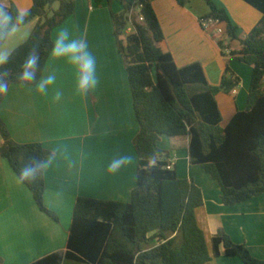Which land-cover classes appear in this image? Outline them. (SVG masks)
Returning a JSON list of instances; mask_svg holds the SVG:
<instances>
[{
	"label": "trees",
	"instance_id": "obj_1",
	"mask_svg": "<svg viewBox=\"0 0 264 264\" xmlns=\"http://www.w3.org/2000/svg\"><path fill=\"white\" fill-rule=\"evenodd\" d=\"M119 1L122 10L111 12V17L138 127L132 140L137 157L135 186L128 202L78 197L66 251L31 264H62L64 259L88 264H210L220 254L238 258L242 264H264L222 228L207 242L196 219V211L203 206L200 188L191 179L178 178L168 153L157 148L162 135L188 137L190 164L199 165L217 182L223 206L264 195V0H242L262 17L241 40L240 49L230 52L236 61L252 67V74L244 110H237L224 127L215 96L232 93L239 77L225 65L219 85L212 87L199 64L177 68L170 53L158 46L163 33L152 6L155 0ZM189 1L175 0L180 7ZM204 1L209 12L200 23L211 19L224 24L226 37L237 39V28L226 12L211 0ZM55 3L58 8L51 10ZM9 7L16 8L12 3ZM74 8V0H31L24 25L37 22L28 38L10 52L9 87L19 85L13 74L33 46H38L43 72L52 47L51 33L73 15ZM128 27L130 33H126ZM217 44L222 48L221 40ZM5 95H0V104ZM0 137V157L15 175L41 147L12 140L1 117ZM25 186L39 210L57 222V216L43 205L44 179Z\"/></svg>",
	"mask_w": 264,
	"mask_h": 264
},
{
	"label": "crops",
	"instance_id": "obj_2",
	"mask_svg": "<svg viewBox=\"0 0 264 264\" xmlns=\"http://www.w3.org/2000/svg\"><path fill=\"white\" fill-rule=\"evenodd\" d=\"M0 2L7 6L12 3L20 10L31 6V0ZM74 2L73 15L52 31L51 39L65 28L75 36H86L97 59V88L87 96L77 93L75 68L49 55L42 74H56L54 88L63 92L62 99L54 101L51 90L45 96L34 88L12 85L0 104V117L15 142L67 148L76 167L69 171L66 162L60 159L44 178L43 205L57 216L56 222L39 210L31 192L25 185L16 183L15 173L7 160L0 157L1 264H31L48 254L65 252L78 197L128 202L135 186L137 163L116 174L106 171L108 162L118 153L130 154L137 161L132 140L138 131L124 59L117 49L113 25L107 20L103 4L107 1ZM212 2L226 12L237 28V39L230 40L224 33L214 38L216 29L223 30L224 24L203 26L200 23L209 12L201 0H190L184 7L178 6L175 0H155L152 6L163 33V41L158 46L170 53L177 68L199 64L207 84L212 87L219 85L225 65L239 77L240 83L232 93L215 96L220 126L224 127L237 110H244L252 74V67L236 61L230 52L240 49L241 40L262 15L242 0ZM56 5H52L53 10ZM110 7L114 13L122 10L119 0H111ZM36 22L35 19L18 28L1 45L0 52L6 50L10 41L11 50L19 46L15 40L23 38V43ZM218 40L222 41V48ZM188 144V137L162 135L157 148L168 153L170 166L178 178L191 179L200 188L203 206L196 211V219L206 240L222 228L234 243L244 244L253 257L264 260V195L234 206H223L217 182L210 180L199 165L190 164ZM60 187L65 196L57 201L52 194ZM62 264L88 263L64 259ZM210 264L242 262L220 254Z\"/></svg>",
	"mask_w": 264,
	"mask_h": 264
},
{
	"label": "clouds",
	"instance_id": "obj_3",
	"mask_svg": "<svg viewBox=\"0 0 264 264\" xmlns=\"http://www.w3.org/2000/svg\"><path fill=\"white\" fill-rule=\"evenodd\" d=\"M27 18V10L12 8L0 2V45H3L18 28L22 27ZM50 56L65 60L75 68L77 93L87 96L97 88L99 84L97 59L89 47L86 36H75L67 28L60 30L52 42ZM10 60V54L0 52V95L7 93L9 81L12 78L6 67ZM40 60L38 46H33L19 63L18 69L13 74L14 79L20 86L34 88L41 95L47 96L51 90L53 100L59 102L63 92L54 88L56 74L43 75ZM60 159L66 162L69 171L76 167L67 148L45 147L41 143L40 150L28 156L20 166L16 173V183L22 186L37 184L48 175ZM135 163L137 161L132 155L118 153L108 162L106 171L109 174H116ZM52 195L55 200L61 201L65 196L63 187L58 188Z\"/></svg>",
	"mask_w": 264,
	"mask_h": 264
},
{
	"label": "rangeland",
	"instance_id": "obj_4",
	"mask_svg": "<svg viewBox=\"0 0 264 264\" xmlns=\"http://www.w3.org/2000/svg\"><path fill=\"white\" fill-rule=\"evenodd\" d=\"M201 1L206 5V2H205L204 0H201ZM212 1H213V0H212ZM103 4H104L105 9H106V12H107V14H108V19H107V18H106V19L108 20V22H111L112 25H113V21H112V17H111V12H113V11H112V7H110V4H108V3H107L108 5H107L106 3H103ZM57 8H58V7H57V5H56V6H55V10H56ZM28 9H29V8H28ZM28 9H27V10H28ZM51 10H53V9H51ZM48 13H49V15L51 14L50 11H49ZM66 20H67V19H66ZM62 24H63V23H62ZM219 26H221V24H220ZM57 27H58V26H57ZM128 28H129V27H128ZM216 34H217V33H216ZM216 34H215L214 38L217 37V36H218V37H221L219 34H217V35H216ZM26 35L29 36V35H30V32H29V34H26ZM223 35H224V34H223ZM28 36H27V38H28ZM22 37H23V36H22ZM24 37H26V36H24ZM27 38H26V39H27ZM51 38H52V37H51ZM52 40L54 41V39H52ZM15 41H16V42H15V43H16L15 45H20V44L22 43V41H23V38H20V40H15ZM19 42H20V44H17V43H19ZM12 44H13V43L10 41V43H9L8 46L6 47V50L4 51V53H6V54H10V52L12 51V50H11V49H12V48H11V47H12ZM14 47L16 48L17 46H14ZM9 51H10V52H9ZM8 52H9V53H8ZM210 81H211V80H210ZM180 158H181V157H180ZM178 160H179V157H177V161H178ZM179 162H181V160H180ZM179 162H178V163H179ZM210 180H212V179H210ZM207 242H208V240H207Z\"/></svg>",
	"mask_w": 264,
	"mask_h": 264
},
{
	"label": "built area",
	"instance_id": "obj_5",
	"mask_svg": "<svg viewBox=\"0 0 264 264\" xmlns=\"http://www.w3.org/2000/svg\"><path fill=\"white\" fill-rule=\"evenodd\" d=\"M138 19H139L140 21L142 20L141 17H139ZM201 24H203V26H208V25H215V24H217V22H216V21H213V20H211V19H208V20H206V21H201ZM131 30H132L131 27L127 28V29H126V33H130ZM216 33L219 34V35H221V34L223 33V32H222V29H221V28H217V29H216ZM169 168H170V167H168V169H169Z\"/></svg>",
	"mask_w": 264,
	"mask_h": 264
}]
</instances>
